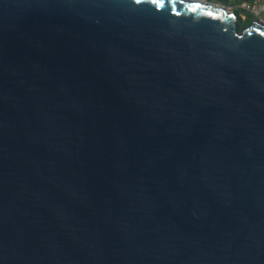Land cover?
Segmentation results:
<instances>
[{
    "label": "water",
    "instance_id": "obj_1",
    "mask_svg": "<svg viewBox=\"0 0 264 264\" xmlns=\"http://www.w3.org/2000/svg\"><path fill=\"white\" fill-rule=\"evenodd\" d=\"M203 0H0V264H264V23Z\"/></svg>",
    "mask_w": 264,
    "mask_h": 264
},
{
    "label": "rangeland",
    "instance_id": "obj_2",
    "mask_svg": "<svg viewBox=\"0 0 264 264\" xmlns=\"http://www.w3.org/2000/svg\"><path fill=\"white\" fill-rule=\"evenodd\" d=\"M206 3L218 5L226 8L228 11L235 13L236 10L242 12V18L245 19L247 16H253L254 21H260L264 23V0H255L253 3L245 2L242 0H203ZM253 4V7H250ZM252 22V23H253Z\"/></svg>",
    "mask_w": 264,
    "mask_h": 264
},
{
    "label": "trees",
    "instance_id": "obj_3",
    "mask_svg": "<svg viewBox=\"0 0 264 264\" xmlns=\"http://www.w3.org/2000/svg\"><path fill=\"white\" fill-rule=\"evenodd\" d=\"M242 1H243L242 4H244L245 2L254 4L255 2V0H242ZM253 4L250 7H253ZM235 14L238 16L237 28L240 32L245 30L247 27H249L251 23L253 22V19H254L253 16H247L245 19H243L242 18L243 14L240 10H236Z\"/></svg>",
    "mask_w": 264,
    "mask_h": 264
},
{
    "label": "snow or ice",
    "instance_id": "obj_4",
    "mask_svg": "<svg viewBox=\"0 0 264 264\" xmlns=\"http://www.w3.org/2000/svg\"><path fill=\"white\" fill-rule=\"evenodd\" d=\"M141 0H136V3H140ZM151 3L160 6L163 3V0H151Z\"/></svg>",
    "mask_w": 264,
    "mask_h": 264
}]
</instances>
